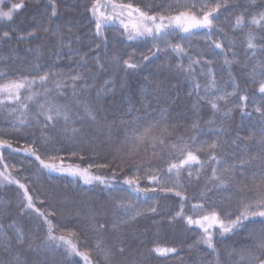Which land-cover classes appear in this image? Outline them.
Listing matches in <instances>:
<instances>
[{
	"label": "snow or ice",
	"instance_id": "1",
	"mask_svg": "<svg viewBox=\"0 0 264 264\" xmlns=\"http://www.w3.org/2000/svg\"><path fill=\"white\" fill-rule=\"evenodd\" d=\"M2 2L3 0H0V3ZM47 3L51 6L50 15L47 16L50 25L59 13L56 0H47ZM174 5L178 7L174 8ZM261 5H264V0H245L243 7L240 6L239 0H236L235 4L233 0H155L142 6L122 0L119 2L93 0L91 6L86 9L91 13L95 24L97 48L100 46L99 38H105V30L118 25L123 30L120 35L127 41L151 40L153 42L152 47L149 48L151 57H157L161 52L165 53L168 62L162 67L175 71L176 74H187V77L194 82L189 95L195 93L198 97L197 104L199 100H205L213 110V118L206 122L208 131L215 136L214 139L209 138L211 142L200 139L203 129L199 120H193L190 133L175 135L179 126L167 122L165 110H161L159 116L146 114L129 120L122 119L119 125L102 119L96 103L103 93L109 91L107 87L109 81L106 80L105 85L97 89L96 102H94L90 98V90L95 88V76L90 78L86 71L80 70L87 65V54L80 56L76 68L68 73L55 71L54 66H49L45 71L40 64L38 49L28 50L34 55L33 60L28 62L30 71L27 73L19 70L9 71L8 61L16 57L0 55V81H2L0 82V116H3L11 131L21 132L24 128L36 126L48 129L51 126L66 139L90 145L93 155L97 148L102 147H107L111 154V159L92 160L87 167H81L75 161L65 167L62 162L59 165L55 163L58 158L56 155L48 157L53 162H46L40 155L39 145L35 140L27 146L22 145L18 148L13 146L11 138H0V165H3L0 179L8 184H16L23 190V200L26 203L20 205L21 215H26L28 210L36 212L46 226L44 238L37 244L36 238L26 239L22 230L15 224L9 225L11 234L5 230L0 236V252L5 256L0 259V264H80L76 257H79L83 264H142L139 255L126 248L119 237H117L119 246L116 244L102 246L97 240L89 247L87 230L81 232L80 229H69L67 226L58 225V222L51 219L58 215L55 208L46 211L38 209L28 188L24 183L16 180L9 170V157L12 153L21 151L34 157L43 169L79 177L85 184L99 183L111 192L126 191L127 198L121 197L114 201L110 222L113 233H120L124 226L130 225L147 212L158 211L155 206L143 209L134 202L158 199L148 196V193H170L179 198L180 208L169 222L182 218L189 227L195 226L203 233L192 245H189V248L202 251L199 245L203 244L208 250L206 255L212 257L207 261L197 258L199 264H264V123L261 124L258 137L237 135L235 140L228 143L226 139L228 130L224 127V121L232 113V108L227 107L232 102L230 98L238 97L241 102L250 98L246 93L240 94L239 83L234 78L231 91L218 87L211 66L207 68L208 82L204 85L196 82L193 65L201 64V60L211 65V58H194L182 43L172 40L173 36L183 40L203 32L205 42L211 41L208 46L213 54H224L223 62L230 75L231 66L240 64L247 82L258 84L257 91L260 93L261 103L256 104L257 98L251 97L253 112L264 120V6ZM24 6L23 3L11 4L7 11H0V21H12L14 14ZM236 8H240V13L235 16L232 31L248 29L243 61L239 60L231 41L222 45L220 41L225 39L224 36L213 39L214 34L222 31L217 26L220 10L232 12ZM253 26L261 31H255ZM59 27L57 25L52 29L43 26L41 30L56 35L58 37L56 44L60 48H68V58L71 60L74 51L71 47L72 41L69 39L65 44ZM36 33L37 30L34 28L26 35H16V29L13 28L0 32V42L10 41L15 36L17 43H21L34 38ZM105 43H107L106 38ZM225 48L228 52H232L231 58ZM217 49L219 52L215 51ZM54 54L58 58L61 56L59 51H55ZM173 55L177 58L174 69L169 59ZM185 56L188 57L187 64L184 63ZM94 59L98 69L103 70L104 65L99 57ZM143 60L151 62L149 55H144ZM109 62L119 65L120 59L113 57ZM142 66L146 65L136 61L134 55L123 59L125 70H138ZM145 80H149V77L146 76ZM202 87L203 95L200 92ZM67 89H71V92L66 91ZM221 101L223 104L220 103ZM196 106L193 105L194 108ZM236 107L240 109L242 116L253 115L252 112L246 111L248 105L244 103L236 104ZM217 114L221 115L219 124L214 118ZM92 126H99L106 132L107 138L102 143L96 144L97 138L89 134V128ZM41 137L46 143L48 136L43 131ZM242 140H246L247 143H241ZM5 149L9 151L5 153ZM201 152L206 155L200 156ZM71 155H78L80 160L85 159L83 152L72 151ZM60 159L63 160L62 157ZM156 161H164L165 166L157 165ZM113 165L115 168H112ZM92 168H112V174L109 177L93 173ZM125 168L128 171L121 179L119 173L124 172ZM209 169L210 176L207 175ZM185 172L190 180L194 174L197 180L201 176L205 179V190L200 194L201 203L192 206L196 218L185 213V202L188 200L183 183ZM145 179L147 184L142 185L141 181ZM122 185H127V189H123ZM209 193L220 197V200L211 201L216 206L205 214L207 202L211 200ZM233 205L236 208L235 212L232 211ZM102 211L104 210L98 209L90 214L89 220L93 232L109 231L108 221L100 222L96 219ZM213 229L219 230L220 240L215 239L216 233L212 231ZM241 234L243 243L221 252L218 245L223 243L225 236ZM81 243L85 245L83 250L80 247ZM25 245L27 251L34 253L35 258L32 261L21 259L20 249ZM150 252L157 257L167 258L170 254L177 253V249L157 245L151 248ZM39 253H43V257ZM181 264H184L183 260ZM193 264H197V261H193Z\"/></svg>",
	"mask_w": 264,
	"mask_h": 264
},
{
	"label": "trees",
	"instance_id": "2",
	"mask_svg": "<svg viewBox=\"0 0 264 264\" xmlns=\"http://www.w3.org/2000/svg\"><path fill=\"white\" fill-rule=\"evenodd\" d=\"M119 2V0H118ZM122 2H132L134 5L142 6L155 2V0H122ZM236 0H233L235 4ZM23 3L25 6L14 14L12 21H0V32L5 30L16 29V35L25 34L32 29H36L37 33L34 38H29L24 42L17 43L15 36L7 42H0V55L15 56V59H9V71L19 70L20 72H29L28 62L33 60V52L29 49L40 52V64L46 71L49 66H54V70L61 73H68L76 68V62L80 56L87 54V65L81 71H86L90 76H95V88L90 90V98L96 102V91L101 86L105 85V81H109L107 87L109 91L100 96L96 106L100 109L99 115L102 119H106L108 123L120 124V121L133 119L137 116L143 117L146 114L159 116L161 110H165L166 120L171 125H178L175 135H181L186 132H191V123L193 120H199L203 132L200 135L201 140H209L215 138L213 133L208 131L206 122L213 118V110L210 104L205 100H199L193 93L189 95V91L193 88L194 82L187 77V74H176L175 71H169L162 67L168 60L165 58V53H158L157 57H151L149 48L152 47L151 40L144 41H127L124 36L120 35L123 30L117 26L108 27L105 30V38H99V48L96 47L97 37L95 36V24L92 21L91 13L86 11L91 6L93 0H56L59 15L54 18L49 25L47 16L50 15L51 6L47 0H3L0 3V11H7L11 4ZM241 7L245 5V0H239ZM264 6V5H261ZM178 5H174V8ZM240 13V8H236L232 12H227L224 9L220 10L217 26L222 29L219 33L214 34L213 39H219L224 36L225 39L220 41L222 45H226L229 41L232 42L234 51L237 53L240 61L245 59V48L247 28L243 30L232 31V24L235 21V16ZM175 14V12H173ZM59 25V31L62 33L65 44L71 39V47L74 50L72 59L68 58V48H60L57 44V36L52 32L45 33L41 29L43 26H49L55 29ZM71 28V31H69ZM254 30L259 32L260 29ZM172 40L182 45L189 51V54L194 58L204 57L211 58L212 64L208 65L204 60L201 64L193 65L195 81L204 85L208 82L207 68H213L218 87L232 90V80L235 79L240 86V94H247L250 98L246 101H239L238 97H231V103L228 108H232V113L229 118L224 121V127L228 130L227 142L249 135L259 136L261 124L264 120L258 117V114L253 112V101L251 97L255 96L256 104L261 103L259 100L260 93L257 91L258 84L249 83L240 64L231 66V75L228 68L223 62V53L214 55L209 48V44L205 42L203 32L197 35H192L188 39H180L178 36H173ZM61 52L58 58L54 52ZM154 51V49H153ZM219 52V50H215ZM229 58L232 52H228ZM129 55H134L136 61H140L142 66L138 70L123 68V59H127ZM149 55L151 62L144 61L143 56ZM99 57L104 65L103 70H99L95 57ZM113 57L120 59V64L109 61ZM173 65L177 62V58L173 55L169 58ZM184 63H188V57H184ZM203 65V67H201ZM90 70V71H88ZM149 80H145V77ZM151 81V82H149ZM2 82V81H0ZM147 85V87H145ZM69 93L71 89H67ZM203 95V87L200 90ZM223 104V101L220 102ZM244 103L248 105L246 111L252 112L253 115L242 116L240 109L236 104ZM197 106L194 108L193 105ZM227 111V108H225ZM217 124L220 123L221 115L215 117ZM42 119V118H41ZM88 127V125H86ZM0 138H11L14 147L27 146L33 140L37 141L40 149V155L46 162H53L48 159L49 156L56 155L58 158L56 164L61 162L65 167L75 161L81 167H87L92 160L101 161L111 159L110 151L107 147L97 148L95 155L90 145L87 143H78L75 140L66 139L59 131L49 126L48 129H43L41 126L24 128L21 132H13L8 128L7 122L0 116ZM48 136L45 141L41 137V132ZM89 134L95 136L96 144L102 143L107 134L99 126L89 128ZM115 138V135L114 137ZM209 142H211L209 140ZM224 143V141H222ZM241 143H247L242 140ZM9 150L5 149L7 153ZM83 152L85 159L80 160L79 156H72L71 152ZM200 156L206 154L201 152ZM63 158L61 161L60 158ZM159 166H165L164 161H156ZM15 165V168H13ZM115 168V165L112 166ZM112 168L96 169L92 168L93 173L104 174L111 176ZM0 170H3V165H0ZM9 170L11 175L20 183H24L28 188L30 195L33 196L34 204L38 209L50 210L55 208L58 215L51 217L58 225L67 226L69 229H80L81 232H88V246L99 240L102 246H119L117 237L123 241V245L129 248L130 251L139 255L142 264H193L200 258L204 261L211 260L212 257L206 255L208 251L203 244L199 245L202 251H197L195 248H189L199 236L203 235L201 230L195 226L189 227L185 220L176 218L170 223L171 217L175 216V212L180 208V200L172 194L165 193H148L150 197H158V199L137 201L139 207L147 209L149 207H157L156 213L147 212L144 216L138 217L130 225L124 226L120 233L111 231L110 222L112 219V209L114 201L121 197L127 198L126 191L111 192L99 183L85 184L79 177H73L67 173L54 172L43 169L34 157L26 155L24 152L12 153L9 157ZM128 171L125 168L124 172H120L119 176L122 179ZM207 175H211L209 169ZM183 183L186 187L188 200L185 202V213L193 215L192 206L201 203L200 194L205 190V179L203 176L199 180L193 178L190 180L187 173H184ZM142 185L147 184V180L141 181ZM123 189H127V185H122ZM135 195V194H133ZM211 200L207 202L205 214L214 206L211 201L219 202L220 197L213 196L209 193ZM44 201V203H41ZM21 203H26L23 200V190L16 184H8L0 179V236L5 230L11 234L9 225L15 224L21 229L26 239L29 237L36 238V243L44 238L46 226L43 225V220L36 212L28 210L26 215H21ZM98 209L104 211L96 217L100 222H109V231L93 232L90 225V214ZM235 212V205L232 207ZM216 233L215 239L220 240L218 235L219 230L213 229ZM83 240V236L81 238ZM75 242V241H74ZM243 243V235H227L223 238V243L218 247L223 253L225 249H230L233 246H239ZM15 245V239L13 238ZM175 247L177 253L170 254L169 257H157L150 249L155 246ZM83 250L85 245L80 244ZM21 259L32 261L34 253L24 248L20 249ZM43 257V253H39ZM5 258L0 252V259ZM59 259V257H57ZM83 264L79 257L75 258Z\"/></svg>",
	"mask_w": 264,
	"mask_h": 264
}]
</instances>
